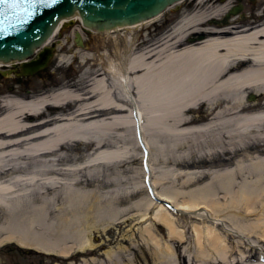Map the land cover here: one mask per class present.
<instances>
[{
    "label": "bare ground",
    "instance_id": "1",
    "mask_svg": "<svg viewBox=\"0 0 264 264\" xmlns=\"http://www.w3.org/2000/svg\"><path fill=\"white\" fill-rule=\"evenodd\" d=\"M191 1H195V10L182 17L159 40L137 52H133L134 33L161 15L147 24L97 33L105 38L106 75L96 72L97 77H82L81 87H61L28 101L16 96L0 99L4 110L0 115V208L10 215L36 214L43 224L51 216L58 218V223L51 226L57 242L50 248H42L46 252L70 257L72 248L57 249L58 244L64 245L67 239H81L79 227L92 210L91 204L82 215V204L86 199L99 198L102 190L111 185L103 179H88L79 174L97 168L100 163L122 158L125 153L117 144L126 140L124 146L128 150L132 137L143 149V170L148 167L151 174L147 134L157 130L170 138L169 148L177 147L182 136L196 134L209 136L202 141L208 150L215 146L226 150L227 157L220 162L228 168L209 178L212 186L191 193L187 202L175 207L192 219L213 222L193 226L196 258L201 264H264L261 247L253 246L249 239L247 245L236 240L235 245L228 246V236H224L225 240L217 229L222 226L223 231L238 239L244 233L264 244V105L259 109L246 101L248 93L264 94V11L246 24L250 27L238 30L223 27L224 21L218 19L228 10L229 0ZM77 20L80 18L74 15L71 20L61 21L43 47H48L62 25ZM73 32L79 34L83 44V28ZM199 35L204 39L197 40ZM85 59L80 57L82 62ZM201 103L207 105L215 120L193 127V120L186 118V114ZM47 107L60 108L66 113L40 124H27L19 119L24 115L38 117ZM108 111L115 114L106 116ZM27 132L28 137H15ZM195 141L183 145L190 146ZM253 141L259 147L255 157L248 153V145ZM74 142L84 144L90 153L80 162L62 163L68 157L66 147ZM157 152H163L161 145L157 146ZM235 152H242V162L233 164ZM149 177L144 176V183ZM158 196L164 202L173 197ZM153 204L150 200L146 207L153 208ZM223 211L229 215L225 223L230 229L218 218ZM255 215L259 217L251 221ZM152 219L167 229L168 242L185 241L184 233L177 229L172 215L162 205L157 206ZM20 235L24 239L30 236L21 230ZM33 239L48 246L44 239L36 236ZM152 240L160 260L171 263L174 256L171 245ZM77 248L82 252L92 251L91 237L78 242ZM253 249L257 251L256 259Z\"/></svg>",
    "mask_w": 264,
    "mask_h": 264
},
{
    "label": "rangeland",
    "instance_id": "2",
    "mask_svg": "<svg viewBox=\"0 0 264 264\" xmlns=\"http://www.w3.org/2000/svg\"><path fill=\"white\" fill-rule=\"evenodd\" d=\"M229 1L228 10L218 19L221 20L228 15L230 9L238 3L243 6L238 15L246 17L242 25L253 22L254 17L264 11V0H253L252 3L249 0ZM193 10H195V1L185 0L176 7L168 9L155 22L139 27L134 33L136 41L133 52L159 40L182 17L189 15ZM79 27L81 23L77 20L65 24L60 29L48 45L49 48L53 47V57L49 67L40 74L16 77L14 70L18 71V66L1 68L0 73L3 75L0 76V99L4 96H16L28 101L43 94H50L61 87H81L84 76L94 78L100 73L106 75L103 67L107 64L105 38L95 32H81L83 46H78L75 43L73 31ZM121 33L124 34L123 31ZM113 35L110 36L111 40ZM127 43L126 39L125 45ZM81 56H85L84 62L80 60ZM96 72L97 74L94 75ZM106 81L107 85H110V81ZM246 101L247 105L251 103V107L260 109L264 105V94L248 93ZM68 110H71L70 107L66 109L67 112ZM3 111L0 107V115ZM65 113L63 109L47 107L38 117L24 115L19 119L25 120L27 124H38L51 119L56 114L59 116ZM108 113L106 116L115 114L114 111H108ZM186 118L193 120L191 125L193 127L210 124L215 120L207 105L202 103L187 113ZM21 136L28 137V132L15 135V137ZM147 137L152 164L151 174L148 173V167L147 170L145 168V171L143 170V149L133 137L129 142L128 150H125L124 146L127 143L126 140L117 144V148L125 153L122 158L111 163H100L97 168L86 169L79 174L88 179H103L111 185L102 190L99 198L86 199L82 204V215L91 204L92 210L85 222L83 221L84 225L79 227L81 239L79 241L67 239L64 245L58 244L57 249L72 248L70 257L67 259L60 257L58 253L46 252L42 249L50 248V245L53 246L57 242V236L51 231V226L58 223V218L51 216L52 219L43 224L36 214L26 212L10 215L0 208V264H166L160 260L159 255H156L152 240L168 242L167 229L152 219L158 205H162L163 209L172 215L177 229L185 236L183 242L177 240L168 242L174 250V256L168 264H201L200 259L196 258L197 248L192 231L193 226L212 225L213 222L204 219L203 221L206 222L202 224V220L181 214L175 207L187 202L191 193L209 189L208 187L212 186L209 178L228 168V166H222L220 162L222 158L227 157L226 150L217 146L212 150L205 148L202 141L207 140L208 135L203 137L196 134L194 137L184 135L175 148L167 146L170 138L160 131L148 132ZM191 140L196 141L190 146H184ZM257 144L253 141L248 145L250 148L248 153L252 157L258 154ZM159 145L163 149L160 154L157 152ZM66 148L68 157L63 158L62 163L80 162L90 153V150L80 142L71 143ZM230 152L232 153L231 150ZM234 155L233 164L243 161L242 152H235ZM230 166L233 167V165ZM146 174L150 177L149 181L144 183ZM203 175H208V178L203 179ZM153 181H156V184H153ZM158 194H170L173 197L168 200L169 202H164L158 199ZM150 200L154 203L152 205L154 209L146 207ZM226 214H228L227 211L218 214V218L224 223L229 216ZM258 217V215L252 216L250 220L255 221ZM225 225L227 226L226 223ZM217 229L222 237L228 236V240L224 237L228 241V246L233 245L236 240L247 245L246 239H249L253 246H259L264 250V244L258 243L256 239L244 233L241 234L243 239H238L235 235L230 236L223 231L222 226H217ZM16 230H19V233ZM20 230L28 232L30 235L28 239L20 235ZM33 236L46 240L48 246L42 241L34 240ZM88 236L91 237L94 248L92 251L82 252L77 248V244L83 242V239ZM252 254H255L256 259L255 249L252 250Z\"/></svg>",
    "mask_w": 264,
    "mask_h": 264
},
{
    "label": "water",
    "instance_id": "3",
    "mask_svg": "<svg viewBox=\"0 0 264 264\" xmlns=\"http://www.w3.org/2000/svg\"><path fill=\"white\" fill-rule=\"evenodd\" d=\"M183 1L19 0L15 7L12 6L13 0L0 2V62H17L20 69L14 71L15 76L30 77L49 65L53 47L43 45L51 40L61 21L78 15L86 33H105L115 28L147 24ZM238 12L239 9H234L230 14ZM202 39V35L197 36V40ZM75 43L83 46L78 33L75 34ZM34 55L35 59L32 58Z\"/></svg>",
    "mask_w": 264,
    "mask_h": 264
},
{
    "label": "flooded vegetation",
    "instance_id": "4",
    "mask_svg": "<svg viewBox=\"0 0 264 264\" xmlns=\"http://www.w3.org/2000/svg\"><path fill=\"white\" fill-rule=\"evenodd\" d=\"M237 1H240V0H237ZM251 3L253 2V0H249ZM242 5L240 3H238L237 5L233 6L232 9H230L228 15H226L225 17H223L222 22L223 24V27H233V28H236L238 30H241L243 28H248L250 26H247L246 24L242 25V23H245L246 21V17L244 16H241V15H238L239 12L241 11L242 9ZM234 9H239V12L237 13V15H231L230 13L234 10ZM221 25H219L218 27H221ZM51 62V61H50ZM50 64V63H49ZM16 66H18L19 68V64H15ZM13 65V66H15ZM10 67V66H9ZM49 67V65L43 70L45 71L47 68ZM3 68H8V67H3ZM1 69V68H0ZM20 69V68H19ZM16 71V70H14ZM19 71V70H18ZM41 71V72H43ZM41 72H38L37 74H40ZM0 76H2V74L0 73ZM69 112V111H68Z\"/></svg>",
    "mask_w": 264,
    "mask_h": 264
},
{
    "label": "snow or ice",
    "instance_id": "5",
    "mask_svg": "<svg viewBox=\"0 0 264 264\" xmlns=\"http://www.w3.org/2000/svg\"><path fill=\"white\" fill-rule=\"evenodd\" d=\"M0 2H3V3H8V0H0ZM19 2V0H13V7L16 6V4ZM53 2H55V0H53Z\"/></svg>",
    "mask_w": 264,
    "mask_h": 264
}]
</instances>
